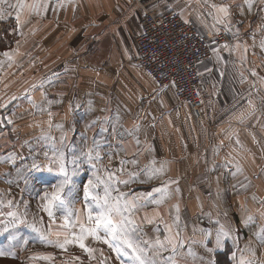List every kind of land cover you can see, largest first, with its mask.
Segmentation results:
<instances>
[{
	"label": "crops",
	"instance_id": "0c3cea01",
	"mask_svg": "<svg viewBox=\"0 0 264 264\" xmlns=\"http://www.w3.org/2000/svg\"><path fill=\"white\" fill-rule=\"evenodd\" d=\"M25 3L40 7L37 11L22 10L19 23L15 19L17 10L10 7L16 0L0 3L5 16L0 19V33H6L12 40L15 33L18 37L26 36L25 47L19 52L25 63L27 59L30 61L25 64L27 67L35 62L31 52L34 44L30 40L42 36V63L46 69L37 79L31 78L24 88L26 103L23 102V109L14 118L24 125L21 130H26L27 136L38 134L40 139L35 144L27 137L29 140L18 143L12 135L7 147L0 150V195L13 187L34 195L54 183L56 174L46 170L48 159L44 155L47 152L51 157L53 144L66 153L69 161L81 151L98 150L102 159L93 161L98 167L114 172L123 168L124 172L118 175L124 179L129 173H141L139 180H145L144 183L137 180L120 187L130 196L152 192L156 199L158 194L153 189L167 184L169 195L162 204L148 203L135 214L144 239H155L157 227L163 239L165 225H169L173 234L179 231L188 242L181 251L186 254L191 247L194 258L207 264H240L242 258L264 264V243L255 235L264 228L261 0H252L251 8L248 0H143L144 7L156 12L178 10L204 33L213 27H227L234 35L227 48L225 44H212L211 55L199 64L205 91L200 115L178 100L169 86L157 88L151 77L133 63L141 13L137 4L129 0H25ZM211 4L229 6L230 16L224 24L214 19L222 14ZM15 60L20 62L17 56ZM70 61L77 64V69L69 68ZM61 83L66 84L65 92L70 95L63 97L62 109L55 110L50 98L56 97L48 92L54 88L52 84H58L59 88ZM18 101L13 99L0 113V130L8 132L5 133L8 139L14 124L8 123L6 114ZM37 101L47 111L44 112L48 114L42 112L47 118L37 119L33 115L37 113L34 110ZM56 113L58 122L52 121ZM70 131L78 132L72 136L73 151L69 148L71 138L66 135ZM16 133L18 136V130ZM38 144L41 155L28 153L29 147ZM121 161L126 163L122 165ZM33 163L40 164L42 169L32 168ZM161 166L160 174L151 180L142 172ZM68 167L71 169L72 165L69 163ZM91 171V165L81 157L80 169L74 177L76 184L89 178ZM34 173L39 181L33 179ZM6 205L0 203V244L19 248L39 240L34 229L21 223L10 225L12 219L1 218L6 215L4 209L12 208L8 202ZM177 215L179 221L174 223L173 217ZM145 216L153 222L147 223ZM249 216L252 220L245 223ZM221 224L232 229V238L225 240L222 249L209 253L203 244L192 243L201 240L203 231L215 234ZM207 247H215L214 236ZM249 249L254 250L255 256ZM20 255L23 254L5 256L16 259ZM37 255L41 254H24V263L40 264L32 259Z\"/></svg>",
	"mask_w": 264,
	"mask_h": 264
},
{
	"label": "snow or ice",
	"instance_id": "6c2138e0",
	"mask_svg": "<svg viewBox=\"0 0 264 264\" xmlns=\"http://www.w3.org/2000/svg\"><path fill=\"white\" fill-rule=\"evenodd\" d=\"M5 2L6 0H0V3ZM261 3L264 4V0H261ZM251 6L252 0H248V7L251 8ZM10 7H14L17 10L15 19L19 23L22 10L27 8L29 11H37L40 5L36 3L26 4L25 0H16V4L10 5ZM211 8L215 9L217 13L222 14L214 16L217 23L224 24L225 19L230 16L229 6L226 4H211ZM4 18L3 9H0V19ZM225 30L230 31V28L226 27ZM224 47L227 48L228 45L225 44ZM260 47L264 49V41L261 42ZM214 51L218 55V50L214 49ZM4 55L7 56L8 53H4ZM11 99H15V97ZM6 106L7 103L0 104V107ZM8 123L11 124L12 121L9 120ZM57 127H60V125H57ZM95 147L98 148L99 146L96 145ZM44 155L48 159V164L45 166L46 170L50 173H55L56 180L55 183H51L46 187L42 196L41 208L47 213L51 221L48 231H42L35 224L31 225L38 233L41 243L52 245L64 251H67L69 245H78L80 249L87 253L91 260L95 259L94 252L96 249L88 247L85 241L92 238L95 241L106 244L116 254V258L120 261V264H182L185 255H194L191 247L188 248L186 254L181 251L188 242L181 238L179 231L173 234L171 226L165 225L163 239L159 235L161 231L159 227L155 229L157 232L155 239H144L143 229L137 223L135 215L137 211L146 207L148 203L160 205L164 202L165 198L169 195L167 184L153 189V192L158 194V198L156 199H153L152 192L146 196H130L128 192L121 191L120 187L136 182L139 180L141 173H129L128 178L124 179L121 175H118V173L122 174L124 172L123 168L114 172L108 168L98 167L97 163L93 162L94 160L99 161L102 159L98 150L95 152L93 149L81 151L79 155H73L69 161L66 153L63 150L57 149L53 144L51 157H49L47 152ZM81 157L84 158V162L91 165L92 169L91 175L82 188L83 217L81 210L75 207L76 201L73 198V193L78 187L74 177L80 169ZM69 163L72 165L71 169L68 167ZM124 163L126 161H121L122 165ZM132 163H136V161H132ZM32 168L41 170L42 166L33 163ZM161 171L162 166L160 169L142 170L147 180L155 178ZM139 182L144 183L145 180H139ZM48 188L51 190L49 191ZM8 205L11 207L12 202L9 201ZM175 208L178 213L179 205H175ZM57 212L63 213V223L58 226L62 231H53L52 229V223H55ZM7 215L13 218L12 221H9L10 225L23 223V221L16 219V212L9 211ZM145 219L149 224L153 222L147 216H145ZM251 220L252 217L249 216L245 223ZM178 221L179 216L177 215L174 223H178ZM217 223L219 222L217 221ZM255 235L261 243H264V228H261L260 232H257ZM51 236H55L56 239H51ZM213 236L215 247L208 248L207 245L211 242ZM60 237H63V239L61 240ZM201 237V240L192 241V243L203 244L207 248V251L212 253L215 249H222L225 240L232 238V229L226 228L221 224L215 234L211 230L203 231ZM12 239H15V237ZM249 251L255 256L254 250L249 249ZM164 253L168 254L164 255ZM5 255L14 257L15 253L0 249V256ZM101 255H103L102 252ZM32 259L52 260L53 256L52 254H41L33 256ZM74 259L80 260V257H74ZM101 264H103V261ZM240 264H253V262L242 258Z\"/></svg>",
	"mask_w": 264,
	"mask_h": 264
},
{
	"label": "rangeland",
	"instance_id": "374dc122",
	"mask_svg": "<svg viewBox=\"0 0 264 264\" xmlns=\"http://www.w3.org/2000/svg\"><path fill=\"white\" fill-rule=\"evenodd\" d=\"M134 31V30H133ZM136 35V33H135ZM134 37V32L131 35ZM18 38V39H17ZM42 36L41 34L35 36L33 40H30L31 43L34 44L33 50L31 51L34 53L35 56V62L33 66H26L28 62H30L28 59L25 63L24 56H21L19 50L24 49L25 44L27 42L26 36L25 35H20L18 37V34H14V40L10 38L8 35L3 34V32L0 33V104H5L8 101H12V97H15L17 100H19L13 107V109L6 114L7 120H11L12 123L14 124L11 129L9 130L10 132V137L8 139V132H2L0 130V150L4 147H7L6 144L11 140V136L14 135L16 136L15 142L19 141L24 142L27 140H34L36 144V139L38 138V134H34L31 137L30 135H26V130H21L24 129L23 124H20L19 122L16 121L15 116L18 114L20 110L23 109L24 106H22L25 102V92L24 88H26L27 85H29V81L31 78H38L40 77L45 71L46 67L43 66V61H42ZM12 46V47H11ZM4 53H8L7 56L4 55ZM25 55V54H24ZM15 56L18 57V60L20 62L16 63ZM16 63V65H15ZM26 64V65H25ZM70 69H77V64H74L73 61H70ZM76 65V66H75ZM79 83H76V86H78ZM54 86L48 93L51 97H56V98H50L52 105L55 107V110H61L63 107V102L62 99L65 96H69L70 94H67L65 92V85L64 83L59 84H52L51 86ZM80 85V84H79ZM21 90L23 92H21ZM47 94L45 93L44 96ZM71 96H72V90H71ZM59 98V99H58ZM61 98V99H60ZM29 101V100H28ZM40 101V100H39ZM31 102V100H30ZM26 103V102H25ZM37 107H34L35 118L37 119H42L47 118V115H43V113L47 112L44 109H42L43 106H41V103L37 101ZM7 107V106H6ZM6 107H0V113L3 114V112L6 110ZM33 110V111H34ZM45 111V112H44ZM43 112V113H42ZM50 112V111H48ZM17 113V114H16ZM48 114V113H45ZM32 116V115H31ZM54 122L59 121V115L58 113L52 115ZM75 122H79L76 120L74 117ZM23 127V128H22ZM18 130V136L16 135ZM21 130V131H19ZM7 133V134H5ZM72 132H67V138L69 135V138H71V142L69 144V148L73 151L72 147V142H73V135L77 134L76 131ZM34 136H37L34 138ZM29 137V139H27ZM38 141V140H37ZM31 155L36 156L37 154L41 155V147L40 144L37 146L34 145L33 148L29 147V152ZM30 172V171H29ZM35 176H33L34 180H38L36 177V173H34ZM88 178H85L80 182V184H77L78 187L75 191V196L73 198L75 199V207L77 209L81 210V215L83 217V211H84V203H83V184L87 182ZM39 181V180H38ZM55 183V182H54ZM46 189V188H45ZM44 189V190H45ZM21 188L20 187H13L10 188V190H7V194H3L2 196L0 195V203L3 206H7L6 202H9L11 200L12 205L10 210L4 209V215L1 218H7V219H12V217H9L7 213L9 211H14L17 213L16 219L23 221V223L26 225L28 228L33 229L31 225L35 224L37 228H40L42 231L47 232L48 231V226L51 223L48 215L46 212H44L41 208L42 204V196L44 191H39L37 194H32V193H21ZM50 191L51 189L48 188ZM10 191L11 194H8ZM10 197V198H9ZM57 212L56 213V220L55 223H52V229L53 231L56 230H61L59 229V225L63 223V219H59V217H63V214ZM185 214V213H184ZM173 219H175L173 217ZM20 224V223H18ZM180 230V229H179ZM78 231V229H76ZM164 233V232H163ZM51 239H56L55 236H51ZM62 240L63 237H60ZM86 245L88 247L96 249L94 252L95 259H89L88 255L86 252H84L82 249L79 248L78 245H69L67 247V251H64L62 249L56 248L52 245L46 244V243H41L40 240L37 241H30L27 242L24 246L19 247V248H14L11 246L6 245L5 243L0 244V249L7 251H12L15 254H52L53 259L52 260H42V259H34L35 262L40 263V264H101L103 261V264H120V261L116 258V254L112 252V250L104 243L98 242L93 240L92 238H89L85 241ZM101 252L103 255H101ZM23 255H20L18 258H11L9 256H0V264H25L24 261L26 260ZM164 255H167V253H164ZM74 257H80V260H75ZM30 261H33L32 259H29ZM207 264L206 261L203 259H198L194 258L193 255L188 256L185 255L184 261H182V264Z\"/></svg>",
	"mask_w": 264,
	"mask_h": 264
},
{
	"label": "built area",
	"instance_id": "2783aa9c",
	"mask_svg": "<svg viewBox=\"0 0 264 264\" xmlns=\"http://www.w3.org/2000/svg\"><path fill=\"white\" fill-rule=\"evenodd\" d=\"M141 7L132 58L157 88L169 86L174 96L200 115L203 75L199 64L212 53V44H230L234 35L225 28L202 32L198 24L175 9L156 12L143 0H129Z\"/></svg>",
	"mask_w": 264,
	"mask_h": 264
}]
</instances>
